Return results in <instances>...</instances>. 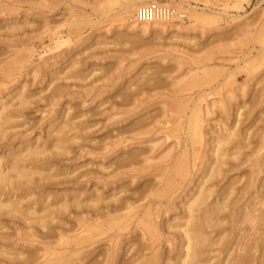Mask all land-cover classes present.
Instances as JSON below:
<instances>
[{
  "label": "rangeland",
  "instance_id": "rangeland-1",
  "mask_svg": "<svg viewBox=\"0 0 264 264\" xmlns=\"http://www.w3.org/2000/svg\"><path fill=\"white\" fill-rule=\"evenodd\" d=\"M127 1L0 0V101L11 89L28 100L8 109L14 114L10 119H5L8 110L0 112V159L5 161L14 150L20 153L22 143L16 135L28 134L44 149L39 157L45 158L41 166L47 169L42 186L33 194L27 191L20 206L46 197L44 204L65 205L51 213L53 220L40 202L33 203L24 217H1L0 249L5 247L12 255H44L40 242L46 232L48 241L67 242L46 254L59 264H106L111 253L118 261L124 259L127 246L133 249L147 240L142 238L143 225L119 229L123 218L118 213L123 210L102 217L98 224L83 225L87 229L80 236L74 234L82 228L75 225L79 217L96 218L99 214L92 211H102L126 196L135 204L153 205L160 230L158 235L145 230L144 237L156 239V251L173 254L178 251V227L187 215L183 203L211 164L213 130L222 121L231 124L234 106H240L239 128L251 125L243 141L247 146L240 151L260 145L264 150V0H155L185 15L155 20L158 31L141 30L146 22L136 18L137 7L148 1L137 3L133 16L122 11ZM186 2L197 7L194 24L185 22L193 18L185 10ZM130 19L135 21L128 24ZM54 27L67 43L45 52L49 42L45 32ZM27 49L33 55L25 54ZM61 84L65 91L57 96L54 89ZM201 93L205 97L192 106L191 99ZM224 98L231 101L222 103ZM62 115L75 127L60 131L62 124L55 126L53 118ZM195 117L203 136L194 139L193 154L186 153L193 170L169 192L172 195L163 196L159 182L169 164L183 155L177 140L185 139ZM63 134L67 138L59 142ZM174 172L170 168L167 173ZM250 174L251 166L244 162L204 182L212 185L213 195L228 197L227 206L216 214L219 223L205 229L212 238L203 247L205 262L218 264L229 247L235 252L240 242L251 240L250 264H263L264 221L252 228L235 222L231 213L233 205L246 204L253 193L239 189ZM260 194L254 201H264ZM38 216L47 221L46 227L38 225L33 238L22 235L34 230L26 225L36 224ZM62 230L68 237L59 236Z\"/></svg>",
  "mask_w": 264,
  "mask_h": 264
},
{
  "label": "bare ground",
  "instance_id": "bare-ground-1",
  "mask_svg": "<svg viewBox=\"0 0 264 264\" xmlns=\"http://www.w3.org/2000/svg\"><path fill=\"white\" fill-rule=\"evenodd\" d=\"M137 7V9L143 5L152 2L153 0H130L125 3L122 8L123 13L130 14L137 3H143ZM181 1V0H176ZM155 2L159 7L168 10L165 14H152L149 17H144L141 19H137L143 22V25L140 27L141 30L145 31H158L159 27L156 24L155 20H170L169 18H174L173 16L184 18L185 15L180 12L175 13V9L170 6H164ZM188 12L193 17L192 19H186L185 22H193L199 18V13L196 11V8L191 5L189 2H186ZM200 8V7H199ZM185 13V12H184ZM129 15V16H130ZM237 16V15H235ZM201 17V16H200ZM134 19H130L128 24L134 22ZM142 23V22H141ZM149 23L151 26L147 29V24ZM140 24V23H139ZM160 24V23H159ZM45 35L48 39V45L45 46V52H50L53 48H57L59 45L63 44L67 41V38H64L61 35V30L58 28H50ZM41 36V35H40ZM67 43V42H66ZM53 44V45H52ZM25 54L31 56L33 55L32 49H27ZM43 55V54H42ZM64 81V80H62ZM65 85L61 84L55 87L54 93L58 95H63ZM142 88V87H141ZM144 89V88H143ZM142 89V90H143ZM9 95H7L4 99L0 101L1 111L10 109L11 106L18 105L24 106L28 100L24 97V94L20 91L15 93L14 89L9 90ZM204 94H199L194 99H191L192 106L198 105V102L204 98ZM13 98H17L15 102H12ZM231 99V98H230ZM222 103L230 102L226 98L221 99ZM236 112H234L235 118L232 120L231 124L228 125L225 121H222L217 125V128L213 130V134L215 135V145L209 153V156L212 157L211 164L206 168L203 176L201 177V181L190 195L186 197L185 202L183 203L184 209L183 211L187 212L186 219L183 224L178 227L177 230V238L178 244L177 248L173 254L169 253H161L160 251H156L155 240L152 238H145V230L149 232L155 231V234L158 235L160 230L159 226L155 225V221L158 218V214L153 211V205L150 202L135 204L134 201L131 200L130 196H126L124 199H118L115 203L108 204L102 211H92L94 215H98L96 218H92L91 216L79 217L76 220V226L82 227L79 232L75 233V236H80L81 232L85 231L87 228L85 226L95 225L99 223V220L104 216H110L116 214L119 210H123L118 213L123 218L122 227L119 228L121 230L132 229V226L141 228L143 225L145 230L142 232V238L147 240L146 242H141L136 247L131 249V245L127 246L124 251V259H120L118 261L117 255L112 254L105 258L106 264H146L145 260H150V264H154L160 262V264H210L208 261H204L201 259L202 252L204 250L203 247L209 245L212 241V238L208 235V232L205 230L207 228H211V226L219 223L218 215H216L221 209L227 206L228 197L222 193H218L213 195L212 185L204 186V182L213 177H218L224 171L228 172L232 169H235L238 165H241L244 162H248L251 166V174L248 175L242 182L239 189L243 190V193L246 192L247 188L253 190V193L250 195L248 202L244 205H233L231 209V213L234 214L235 222H244L251 226H256L257 224L264 221V201H254L255 198H258L261 194L264 193V150L260 151L263 145L260 147H249L246 151H240L242 146H247L243 144V141L247 139L248 128L240 129L239 123L241 122V112L240 106H234ZM13 110H8L7 117L10 119L14 114H12ZM194 112L199 111L197 108H193ZM55 120L54 125L57 127L59 125L62 126L60 131H63L66 127H75L72 125V122L66 117V115H62L61 118L54 117ZM191 120V117H190ZM189 130L185 132L184 140H177L178 145L183 151V155H181L178 159H175L173 163L169 164L168 170L164 172L163 179L159 182L160 187H163L161 191V195L165 196L169 192H174L176 187L183 181L189 177V174L193 170L194 162L190 159H187L186 153L193 154V142L197 139H201L203 136V132L201 130L202 125L197 118H194V124L188 125ZM189 133L192 134V138L189 136ZM18 141L22 143L21 151L16 152L11 151L8 153V157L5 161L0 159V220L1 217H5L6 215H19L24 217L26 215V210L33 208V203L40 202L42 206H44L43 211H46V215H49V218L53 220L51 213L58 210L65 209V205L61 204L59 206H51L52 203H46V198L39 199L36 202L29 203L27 206H20V201L22 198L29 195L30 192L33 194V190L35 188L42 186L40 182L43 176V171L47 169V167L41 166V162H45V158H40L39 154L44 149H39L40 145H34L33 141L29 140L28 134H17ZM59 138V142H64L67 138L66 134L61 135ZM195 139V140H194ZM196 140V141H197ZM13 144V143H11ZM190 144V145H189ZM188 146H191L188 148ZM227 146V147H226ZM58 148H61V145H57ZM19 149V148H18ZM23 150L25 152H23ZM254 153L253 158H250ZM186 157V158H185ZM184 158V159H183ZM180 159V160H179ZM225 165L228 166L225 169ZM103 167V166H102ZM46 168V169H45ZM175 170L173 174L167 173L169 169ZM167 169V168H166ZM263 174L261 175V173ZM244 175H240L239 178ZM206 178V179H204ZM231 183V181H230ZM159 187V188H160ZM227 189L233 191V188L230 184L227 185ZM255 188H257V195L254 194ZM260 190V191H259ZM30 191V192H27ZM3 195V198L1 196ZM169 195H172L169 193ZM213 197V199L208 202V198ZM251 199V200H250ZM90 204L94 203V200L89 201ZM253 204V206H251ZM30 212H34L33 210ZM38 222L36 224L26 225L23 224V227L29 228L33 227L34 230L24 231L22 235H27L29 238H33L36 230L38 229V225L40 228H44L47 225V221L43 219L42 216H38ZM85 225V226H83ZM170 226V225H168ZM166 226V229L169 228ZM211 232V231H210ZM59 236L68 237L66 234V230H62L59 233ZM153 234V233H151ZM50 235L48 233H43L42 237L44 238L43 242H40V248L43 249L44 255H23L22 252H16L15 255H12L13 252L6 251L5 247L0 249V264H59L56 261H52L49 259L46 254L55 249V247L59 245L66 244L65 241H48ZM216 236V235H215ZM214 240L213 242H215ZM235 244V240L231 243V247ZM253 249L251 245V240H245L240 242V245L237 247L235 252L231 250L229 247L226 250L225 257L219 260L218 264H250V254ZM79 250V249H78ZM78 250H75L78 252ZM231 250V251H229ZM149 252V253H148ZM151 253V254H150ZM77 253L73 254L76 255ZM83 257L77 258L79 262L83 261ZM143 262V263H142ZM264 264V262H263Z\"/></svg>",
  "mask_w": 264,
  "mask_h": 264
},
{
  "label": "built area",
  "instance_id": "built-area-1",
  "mask_svg": "<svg viewBox=\"0 0 264 264\" xmlns=\"http://www.w3.org/2000/svg\"><path fill=\"white\" fill-rule=\"evenodd\" d=\"M159 11L158 14H165L168 12V10L159 7L155 2H149L146 5H143L141 7H139L136 11V17L138 19L144 18V17H149L152 14L154 15L155 13H157Z\"/></svg>",
  "mask_w": 264,
  "mask_h": 264
}]
</instances>
